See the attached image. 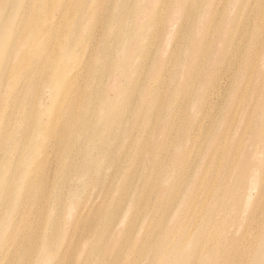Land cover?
I'll return each mask as SVG.
<instances>
[{"label": "bare ground", "instance_id": "1", "mask_svg": "<svg viewBox=\"0 0 264 264\" xmlns=\"http://www.w3.org/2000/svg\"><path fill=\"white\" fill-rule=\"evenodd\" d=\"M0 264H264V0H0Z\"/></svg>", "mask_w": 264, "mask_h": 264}, {"label": "rangeland", "instance_id": "2", "mask_svg": "<svg viewBox=\"0 0 264 264\" xmlns=\"http://www.w3.org/2000/svg\"><path fill=\"white\" fill-rule=\"evenodd\" d=\"M78 92V94H79V96H82V93L80 92V91H77ZM78 110V109H77Z\"/></svg>", "mask_w": 264, "mask_h": 264}]
</instances>
